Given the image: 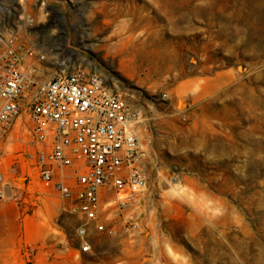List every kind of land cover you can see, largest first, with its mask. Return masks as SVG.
<instances>
[{"label":"rangeland","instance_id":"obj_1","mask_svg":"<svg viewBox=\"0 0 264 264\" xmlns=\"http://www.w3.org/2000/svg\"><path fill=\"white\" fill-rule=\"evenodd\" d=\"M9 39L37 81L65 62L127 100L146 187L114 235L80 237L16 123L0 140V264H264V0H0V52Z\"/></svg>","mask_w":264,"mask_h":264},{"label":"built area","instance_id":"obj_2","mask_svg":"<svg viewBox=\"0 0 264 264\" xmlns=\"http://www.w3.org/2000/svg\"><path fill=\"white\" fill-rule=\"evenodd\" d=\"M5 44L0 52V140L16 123L28 125L24 158L45 189L75 202L85 221L77 235H86L90 224L114 235L113 216L146 187L138 168L136 112L122 95L107 88L102 76L65 62L47 81H37L34 70L27 78L13 40ZM107 192L114 194L116 212L102 205ZM7 196L0 170V201ZM90 250L88 242L81 243L80 253Z\"/></svg>","mask_w":264,"mask_h":264},{"label":"crops","instance_id":"obj_3","mask_svg":"<svg viewBox=\"0 0 264 264\" xmlns=\"http://www.w3.org/2000/svg\"><path fill=\"white\" fill-rule=\"evenodd\" d=\"M26 119V118H25ZM16 125V124H15ZM102 205L105 209H110L112 208V204H114V194L112 192H107L105 196L101 200ZM53 205L55 206V202H53Z\"/></svg>","mask_w":264,"mask_h":264},{"label":"bare ground","instance_id":"obj_4","mask_svg":"<svg viewBox=\"0 0 264 264\" xmlns=\"http://www.w3.org/2000/svg\"><path fill=\"white\" fill-rule=\"evenodd\" d=\"M131 42V41H130ZM42 59V58H41ZM46 70V69H45ZM29 73V72H28ZM27 73V78H29V74ZM169 183H171V182H169ZM172 184V183H171ZM171 189V188H170ZM180 189V188H179ZM172 190L174 191V192H176V193H178V190L176 189V188H172ZM184 191V190H183ZM171 192V191H170ZM180 192H182V191H180ZM188 192V191H187ZM170 194V193H169ZM181 195V194H180ZM179 195V196H180ZM186 199V198H185ZM59 206V203H57V202H55V207H58Z\"/></svg>","mask_w":264,"mask_h":264}]
</instances>
